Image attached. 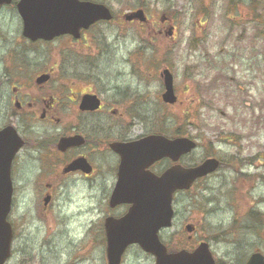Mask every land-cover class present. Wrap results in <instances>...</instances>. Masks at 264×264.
<instances>
[{
    "label": "flooded vegetation",
    "instance_id": "af4514ba",
    "mask_svg": "<svg viewBox=\"0 0 264 264\" xmlns=\"http://www.w3.org/2000/svg\"><path fill=\"white\" fill-rule=\"evenodd\" d=\"M79 1L104 5L111 19L97 20L74 33L71 31L52 39L35 40L24 36V20L18 9L20 0L0 4V161H4L3 147H12L11 137L1 134L2 131L13 127L22 141L10 167L13 187L8 216L13 231L10 259L14 253L20 257L33 242H25L23 234L18 233L17 225L12 221L16 208L24 213L16 201V183L20 184L26 178L23 183L27 189H34L38 205L35 220L48 223L49 217L54 218L53 225L47 226L50 229L48 237L39 241L38 246L42 250L49 251L52 247L64 250L55 242L56 238L72 250V233H69L72 232V212L68 215L66 209L72 206V188L82 185L102 191L104 212L90 225L86 235L88 241L84 246L93 256L97 249L100 250L99 264H127L133 260L127 261L133 254L147 257L145 264H157V256L138 243L128 245L117 263L110 261L109 251L119 250L120 244L125 241L122 237L125 234L124 224L120 223L133 209L132 202L112 203L120 177L123 181L121 188L147 187V181L151 182L153 177L160 178L173 166L191 168L216 158L219 161L217 169L197 178L188 192L203 186L207 188L212 178H226V168L222 160L211 153L195 155L199 148L207 151L205 146L184 132L180 125L172 129L165 119L167 116L156 122L150 116L141 115L143 108H153L159 103L171 105L162 98V70L159 77L163 91L152 101L142 98L138 90L141 83L149 84L147 77H152V70L150 75L143 76L138 73L139 70L115 69L109 63L98 61L103 58L110 60L111 57L115 59V54H119L123 46L128 47L127 44H118V36L112 42L108 41V26L127 23L150 28L152 22L148 7L140 4L118 6V0ZM176 24L171 12L162 11L158 25L153 29L156 37L174 42L177 39ZM134 44L131 42L129 47ZM89 61H94L96 66L89 68ZM121 61L125 64L124 59ZM110 73L115 83L113 78L109 80ZM145 92L148 93V90L145 89ZM151 136L168 140L189 138L197 144L175 160L164 156L150 162L146 156L143 159L146 165L139 169L137 156L140 149L147 155L149 144L146 139ZM234 167L237 168L236 165ZM27 177L30 179L27 180ZM180 192L185 191L175 193L171 226L161 228L157 233L166 254L173 257L181 253L192 254L205 243L203 239L194 240L197 225L193 223L186 224L185 234L177 238L182 231L174 228L178 215L174 203L176 194ZM28 209L29 206L25 208ZM35 220L31 218L30 223ZM68 221L70 224L66 228ZM57 227L63 228V233L54 236Z\"/></svg>",
    "mask_w": 264,
    "mask_h": 264
},
{
    "label": "rangeland",
    "instance_id": "374dc122",
    "mask_svg": "<svg viewBox=\"0 0 264 264\" xmlns=\"http://www.w3.org/2000/svg\"><path fill=\"white\" fill-rule=\"evenodd\" d=\"M139 4L148 7L150 28L125 22L108 26V41L118 36V44L128 47L122 45L115 59L98 61L115 69L133 68L143 76L151 74L147 77L151 83H141L138 90L142 98L152 101L163 91L159 72L166 67L171 70L178 103L143 108L141 115L156 122L167 116L172 129L180 125L205 146L207 151L199 148L195 155L218 156L227 172L226 178L222 174V179L212 178L207 188L176 194L174 228L182 231L177 238L185 234L186 224H196L194 240L209 244L216 264H243L255 251L264 254V0H118V6ZM165 10L176 19L174 42L157 38L153 30ZM88 65L96 66L94 61ZM25 179L16 183V201L24 213L16 208L12 221L22 239L33 242L6 264H99L100 250L93 256L84 246L90 225L104 212L102 191L82 185L72 188V206L66 209V214L72 212V250L56 238L64 250L46 251L38 244L48 237L54 218L49 217L48 223L35 220L38 205ZM62 231L57 227L54 236ZM146 259L133 254L127 264H145Z\"/></svg>",
    "mask_w": 264,
    "mask_h": 264
},
{
    "label": "water",
    "instance_id": "95a60500",
    "mask_svg": "<svg viewBox=\"0 0 264 264\" xmlns=\"http://www.w3.org/2000/svg\"><path fill=\"white\" fill-rule=\"evenodd\" d=\"M2 2H10V0H0V4ZM18 9L24 20V36L33 40L52 39L63 33L71 31L74 33L97 20L111 19L104 5L79 0H20ZM163 76L165 84L163 99L175 103L177 97L172 73L169 69H165ZM1 134L9 135L8 137H11L9 140H12L11 148L3 147L4 161L3 159L0 161V264H5L11 253L13 236L12 226L7 219L13 193L10 167L12 159L22 146V141L13 127L7 128ZM146 140L149 144L147 155L140 149L137 156L139 169L146 165L143 159L147 157L150 162L164 156H170L175 160L196 146V143L189 138L168 140L160 136H151ZM218 165L219 161L216 158L207 159L201 165L191 168L176 165L160 178L153 177L151 182L147 181V187L121 188L123 181L120 177L112 203L132 202L133 209L120 223V225L124 224L122 227L125 234L122 237L125 241L120 244L119 250L109 251L111 263L119 261L128 245L138 243L157 256V264H215L207 243L201 244L192 254L181 253L173 257L166 254L157 233L159 229L171 226L174 193L178 190H188L197 178L215 171ZM245 264H264V255L260 252L253 253Z\"/></svg>",
    "mask_w": 264,
    "mask_h": 264
},
{
    "label": "trees",
    "instance_id": "16d2710c",
    "mask_svg": "<svg viewBox=\"0 0 264 264\" xmlns=\"http://www.w3.org/2000/svg\"><path fill=\"white\" fill-rule=\"evenodd\" d=\"M257 213V212H256ZM257 215H259V213H257Z\"/></svg>",
    "mask_w": 264,
    "mask_h": 264
}]
</instances>
